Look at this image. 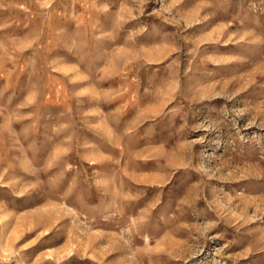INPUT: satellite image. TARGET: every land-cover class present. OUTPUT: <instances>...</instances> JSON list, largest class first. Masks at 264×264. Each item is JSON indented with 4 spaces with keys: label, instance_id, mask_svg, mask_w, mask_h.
Segmentation results:
<instances>
[{
    "label": "rangeland",
    "instance_id": "1",
    "mask_svg": "<svg viewBox=\"0 0 264 264\" xmlns=\"http://www.w3.org/2000/svg\"><path fill=\"white\" fill-rule=\"evenodd\" d=\"M0 264H264V0H0Z\"/></svg>",
    "mask_w": 264,
    "mask_h": 264
}]
</instances>
